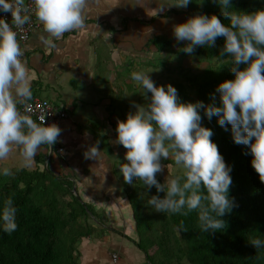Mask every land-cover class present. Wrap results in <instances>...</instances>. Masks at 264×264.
<instances>
[{"label": "clouds", "instance_id": "1", "mask_svg": "<svg viewBox=\"0 0 264 264\" xmlns=\"http://www.w3.org/2000/svg\"><path fill=\"white\" fill-rule=\"evenodd\" d=\"M135 2L143 4L144 0ZM189 2L157 0L155 14L166 6L186 7ZM216 2L227 23L215 13L197 12L175 23L173 32L178 41L185 42L180 50L189 55L197 46H213L217 37H224L220 57L230 54L227 60L233 62L234 75L218 83L219 102L182 101L173 84H158L149 75L150 70H137L131 77L139 82L146 103L133 102L134 110L118 119L116 125V142L126 149V159L118 166L123 180L134 184L138 179L148 188L155 186L157 193H141L151 209L182 216L196 212L199 228L213 232L225 227L222 217L236 206V201L229 194L232 168L211 139L213 130L202 123L204 116L209 120L215 116L221 126H230L234 142L247 146L251 164L264 181V7L246 11L234 9L232 0ZM89 3L0 0V12H11V22L0 16V176H15L7 163L14 151L20 153L21 167H31L42 145L51 148L61 144L57 140L62 128L56 122H46L45 113L37 120L29 111L34 73L23 58L18 30L35 17L47 33L45 42L54 46L56 38L84 25ZM98 143L89 145L85 156L97 159L103 155ZM47 153L51 155L52 151ZM170 156L179 168L172 174L168 170L162 182L157 179V173L165 167L161 159ZM17 213L13 197L4 196L0 200V229L14 232L18 228ZM187 229L182 220L178 230ZM247 239L257 250L264 249V235L258 231ZM117 263L118 254L112 264Z\"/></svg>", "mask_w": 264, "mask_h": 264}, {"label": "trees", "instance_id": "2", "mask_svg": "<svg viewBox=\"0 0 264 264\" xmlns=\"http://www.w3.org/2000/svg\"><path fill=\"white\" fill-rule=\"evenodd\" d=\"M232 7L251 11L264 7V0H232ZM182 10L187 16L197 12L215 13L222 22H228L221 15L216 0L200 3L190 0ZM97 41L101 43L100 38ZM149 41L159 53L174 55L173 62L189 55L180 50L183 41L163 34H153ZM223 44L224 37L220 36L213 46H197L193 54L209 62L197 73L184 72L182 66L173 68L179 75L172 84L182 101L219 102L218 83L234 75L231 71L233 62L227 60L230 54L223 53L224 57H220ZM104 60L107 56L100 54L97 66L100 67ZM153 61L154 58L150 61L154 67L165 66L160 60ZM202 123L213 130L211 139L232 168L229 194L235 198L236 206L222 217L226 221L225 227L214 232L202 231L196 212L188 216L149 212L146 197L141 193H157L155 186L148 188L138 179L134 184L126 183L119 172L120 162L113 173L130 202L137 233V238L132 241L145 253L150 264H264V249L257 250L247 239L255 231L264 235V181L251 164L247 146L234 142L230 126H221L215 116L211 120L204 116ZM44 158L37 154L33 168H13L15 176H0V200L11 195L18 208V228L12 233L0 229V264H77L76 243L91 235H102L95 225L103 222L95 219L96 214L78 189L72 190L75 176L65 169L56 172L51 166L52 157L46 165ZM161 163L165 165V173L168 170L173 173L174 159L161 160ZM165 177L164 173H157L160 181L163 182ZM158 194L163 195L162 192ZM182 220L188 228L186 231L178 230Z\"/></svg>", "mask_w": 264, "mask_h": 264}, {"label": "crops", "instance_id": "3", "mask_svg": "<svg viewBox=\"0 0 264 264\" xmlns=\"http://www.w3.org/2000/svg\"><path fill=\"white\" fill-rule=\"evenodd\" d=\"M125 2L122 6L119 0H90L84 25L56 38L54 46L45 42L47 33L37 20L38 26L26 43L24 59L34 73L33 97L47 98L67 112L58 138L66 151L64 159L48 155V147L43 145L37 154L45 156V165L52 157L51 166L56 170L65 169L64 160L70 165L65 171L75 176L74 187L92 207L95 219L103 222L95 225L101 236L91 235L76 243L77 264H112V252L118 254L117 264H150L132 241L137 233L130 202L113 173L118 162L126 159L116 142L117 120L124 119L127 110H134L133 102L146 103L131 73L150 68L148 37L136 30L138 23L131 18L136 2ZM156 6L151 4L144 12ZM100 54L107 60L98 67ZM97 142L103 155L97 159L85 156L88 146ZM110 153L108 166L112 173L105 185L104 159ZM7 163L12 168H22L20 153L14 151ZM33 165L34 162L25 168ZM161 173L165 177V172Z\"/></svg>", "mask_w": 264, "mask_h": 264}, {"label": "rangeland", "instance_id": "4", "mask_svg": "<svg viewBox=\"0 0 264 264\" xmlns=\"http://www.w3.org/2000/svg\"><path fill=\"white\" fill-rule=\"evenodd\" d=\"M125 1H127L128 3L130 1L135 2V0H124V1L119 0V3L123 6V5H126ZM151 4H153V6L155 7V4L158 5L157 0H144L143 4L139 3V5L135 3V8H136L134 9L135 13L134 15H131V18L134 21H136V23H138V25H136V30H139V33H142L143 35L148 37V46H149V52H150L149 62L154 58L153 62L160 60V62L162 61L163 63H165L164 67L162 66L154 67L151 65V62H150L149 70L151 71V74L149 73V75L151 76V78L154 80V82L158 84H166V83L172 84L173 81L178 80L177 75H179L173 72V68L175 67L178 68L179 66H182L184 72L197 73L201 71L209 63L203 57L197 56L195 54H191L177 62H173L172 59L175 58L174 55H171L170 53H167V52L159 53L158 51H156L155 47L150 43L149 37L153 34L154 35L163 34L165 36L171 37L172 39L173 38L176 39L174 36V32H173V25L177 22H181L185 20L188 17L186 13L183 12L182 7H176V6H171V7L166 6L163 12L157 11L156 14H155V9L157 8L152 9L150 12L148 11L144 12L148 10V6H150ZM166 10H168V12H166ZM165 12L166 14H168V16H166V14L162 16V14H164ZM162 17H164V23L161 22V20H163ZM111 146L114 149V144H112ZM119 146L122 147V150L124 152L126 151L125 147L122 144L119 143ZM48 150L52 151L51 155L54 154L59 159L61 158V156L65 157V154H66V151L63 145H61V147H58V148L55 145H52L51 148L48 147ZM166 159H173V158L171 156L169 158L162 157L161 160H166ZM111 160H112L111 153L110 155L106 154L104 161L107 165V171L105 172L106 174L103 173L105 178L102 177L103 183L105 185H108L106 182L110 181V180H107L106 178H110V175L112 173L111 169H109V166H108ZM63 164H64L65 169H70L69 168L70 165L67 162L65 164V160L63 161ZM174 166H175L174 170L179 168V166L176 164H174ZM55 171L58 172L59 170L55 169ZM165 174H168V173H165ZM95 182L97 183V181ZM72 190H74V185H73ZM147 210L152 213L155 211L151 209L150 206L147 207ZM184 264H189V263H184Z\"/></svg>", "mask_w": 264, "mask_h": 264}, {"label": "built area", "instance_id": "5", "mask_svg": "<svg viewBox=\"0 0 264 264\" xmlns=\"http://www.w3.org/2000/svg\"><path fill=\"white\" fill-rule=\"evenodd\" d=\"M0 16H3L8 22H11V12H7V13L0 12ZM37 26H38L37 19L33 17V20L29 24L24 25L22 30H18V38L20 40V44L22 48L24 49V57L26 54V43L30 37V34ZM13 27H15L14 24ZM29 104L31 106L29 111L33 115V118L37 120L41 115L45 113L46 122H56L59 126H61L62 121L67 116L66 110H64L60 105L46 98H42L38 96L32 97ZM56 147L58 148L61 146L57 144ZM111 259L112 262L115 263L117 259V254L115 253L112 254Z\"/></svg>", "mask_w": 264, "mask_h": 264}]
</instances>
